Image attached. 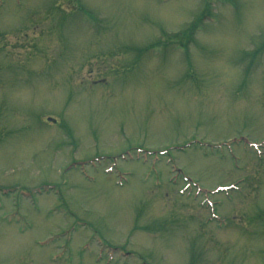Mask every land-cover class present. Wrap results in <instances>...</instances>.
<instances>
[{
  "label": "rangeland",
  "instance_id": "374dc122",
  "mask_svg": "<svg viewBox=\"0 0 264 264\" xmlns=\"http://www.w3.org/2000/svg\"><path fill=\"white\" fill-rule=\"evenodd\" d=\"M0 264H264V0H0Z\"/></svg>",
  "mask_w": 264,
  "mask_h": 264
}]
</instances>
